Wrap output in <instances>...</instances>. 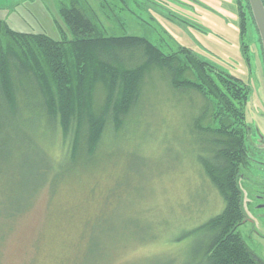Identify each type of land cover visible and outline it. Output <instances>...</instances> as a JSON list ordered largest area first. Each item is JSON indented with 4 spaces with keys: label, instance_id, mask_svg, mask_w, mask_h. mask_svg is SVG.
I'll use <instances>...</instances> for the list:
<instances>
[{
    "label": "rangeland",
    "instance_id": "374dc122",
    "mask_svg": "<svg viewBox=\"0 0 264 264\" xmlns=\"http://www.w3.org/2000/svg\"><path fill=\"white\" fill-rule=\"evenodd\" d=\"M69 1L0 0V21L20 33L70 38L59 17ZM85 1L107 34L144 38L165 54L189 49L245 84L246 146L264 162V144L252 145L264 140L263 55L251 21L240 38L235 0ZM203 107L195 93L171 90L150 74L127 125L131 136L137 130L144 138H129L126 147L115 137L73 170L60 163L67 145L59 130L49 133L48 122L22 107L10 116L0 108V236L12 229L0 245V264H209L198 251L204 238L193 230L219 215L223 201L204 177L191 135ZM213 116L212 108L203 125L214 126ZM38 147L58 165L47 168ZM248 167L238 233L264 264V220L255 217L264 211L252 208L251 186L264 172Z\"/></svg>",
    "mask_w": 264,
    "mask_h": 264
},
{
    "label": "trees",
    "instance_id": "16d2710c",
    "mask_svg": "<svg viewBox=\"0 0 264 264\" xmlns=\"http://www.w3.org/2000/svg\"><path fill=\"white\" fill-rule=\"evenodd\" d=\"M235 6L239 36L245 38L247 22L254 26L248 1L235 0ZM59 17L70 35L59 41L13 31L0 21V108L4 113L15 115L22 107L38 122H48L49 133L59 130L67 145L60 163L73 170L81 159L78 164L88 166L115 137L126 147L132 144L129 138H144L137 130L131 136L127 125L150 74L160 75L171 90L195 93L204 107L193 120L191 135L198 141L204 177L223 201L219 215L193 230L204 238L198 251L209 264H260L238 233L245 221L240 176L250 164L244 136V128L248 133L244 114L248 87L189 49L165 54L144 38L107 34L85 0L61 5ZM212 108L215 125L204 126ZM40 151L47 168L55 164ZM11 223L9 219L7 224ZM11 230L5 226L0 245Z\"/></svg>",
    "mask_w": 264,
    "mask_h": 264
},
{
    "label": "flooded vegetation",
    "instance_id": "af4514ba",
    "mask_svg": "<svg viewBox=\"0 0 264 264\" xmlns=\"http://www.w3.org/2000/svg\"><path fill=\"white\" fill-rule=\"evenodd\" d=\"M249 135L250 132L248 131ZM250 138V137H249ZM250 140V139H248ZM251 142V141H250ZM258 143H263L264 144V140H257L256 144H252L253 147H255V145L257 146ZM250 164H252L255 167V171L259 172V173H263L264 172V162L257 160L256 158L250 157ZM251 166V165H250ZM250 170V168H249ZM241 179H243V176H240ZM251 186L253 188V199L255 200V204L253 205V209L256 211H264V176L262 178H257V179H253L251 180ZM246 214V213H245ZM246 217V215H245ZM255 217L259 219H263L264 220V214L263 213H256Z\"/></svg>",
    "mask_w": 264,
    "mask_h": 264
},
{
    "label": "water",
    "instance_id": "95a60500",
    "mask_svg": "<svg viewBox=\"0 0 264 264\" xmlns=\"http://www.w3.org/2000/svg\"><path fill=\"white\" fill-rule=\"evenodd\" d=\"M252 20L257 31L264 62V7L261 0H247Z\"/></svg>",
    "mask_w": 264,
    "mask_h": 264
}]
</instances>
